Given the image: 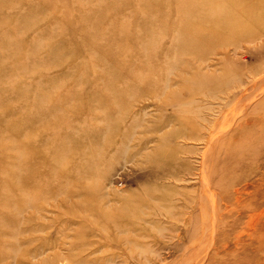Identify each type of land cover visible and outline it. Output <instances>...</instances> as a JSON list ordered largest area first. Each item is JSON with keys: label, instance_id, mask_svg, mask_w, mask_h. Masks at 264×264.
<instances>
[{"label": "rangeland", "instance_id": "obj_1", "mask_svg": "<svg viewBox=\"0 0 264 264\" xmlns=\"http://www.w3.org/2000/svg\"><path fill=\"white\" fill-rule=\"evenodd\" d=\"M0 264H264V0H0Z\"/></svg>", "mask_w": 264, "mask_h": 264}, {"label": "bare ground", "instance_id": "obj_2", "mask_svg": "<svg viewBox=\"0 0 264 264\" xmlns=\"http://www.w3.org/2000/svg\"><path fill=\"white\" fill-rule=\"evenodd\" d=\"M253 84H254V82H253ZM260 89V88H259ZM263 91V90H262ZM260 93V92H259ZM199 94V93H198ZM161 98V97H160ZM172 100V99H171ZM169 101V100H168ZM212 107V106H211ZM210 109V108H209ZM212 132V131H211ZM218 138V137H217ZM79 141V140H78ZM19 155H21V154H19ZM75 179V178H74ZM72 181V180H71ZM209 186V185H208Z\"/></svg>", "mask_w": 264, "mask_h": 264}]
</instances>
